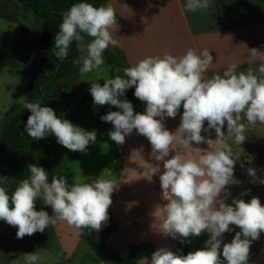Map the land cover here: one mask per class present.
Returning <instances> with one entry per match:
<instances>
[{
	"label": "clouds",
	"instance_id": "9594fccd",
	"mask_svg": "<svg viewBox=\"0 0 264 264\" xmlns=\"http://www.w3.org/2000/svg\"><path fill=\"white\" fill-rule=\"evenodd\" d=\"M209 7L210 0H186L184 5L188 12L207 11ZM115 25L116 11L112 5L74 3L63 13L54 37L53 54L63 61L75 41L81 55L73 64L82 65L80 74L100 69L105 63L103 53L110 46H119L111 31ZM85 34L90 42H85ZM249 52L260 63L244 71H237L238 65L231 63L222 74L207 77L205 74L213 64L210 52L205 49L198 54L189 48L178 57L168 52L148 56L124 68L123 76L104 79L103 85L91 83L95 105L122 110L101 117L114 127L109 132L110 139L123 145L136 130L150 142L155 165L147 163L140 150L135 153L147 167L146 179L159 174L161 199L166 201L155 211L160 218L159 232L174 239L210 234L204 248L187 255L159 248L152 253L150 264H248L251 244L264 232V204L258 197L248 202L240 198L233 199L231 204L225 202L230 195L228 186L240 183L234 178L239 156L233 153L229 141L242 145L249 126L264 125V53L256 48ZM132 87L135 97L146 103L143 113H134L131 102L119 99ZM181 107L179 128L170 132L163 121L166 117L174 119ZM24 108L31 112L25 132L33 141L53 134L59 144L73 152H86L88 145L96 141L94 130L86 131L58 117L40 100L27 102ZM225 123L227 134L223 131ZM213 129L214 140L201 134ZM193 142H206L209 148H193ZM171 152L175 155L169 158ZM28 170L30 175L20 180L11 194L0 183V220L18 229L17 239L42 233L58 222L78 230L99 231L108 221L111 196L118 187L112 180L101 175L91 183L69 184L64 176L52 175L49 182L43 167L33 163ZM248 175L253 182L257 181L254 168L248 169ZM258 182L264 184V180ZM37 200L50 206L53 214L43 209L37 211ZM230 225L240 231L230 243H223L221 253L223 234L232 231ZM22 256L23 264H39L41 259L38 251Z\"/></svg>",
	"mask_w": 264,
	"mask_h": 264
},
{
	"label": "crops",
	"instance_id": "0c3cea01",
	"mask_svg": "<svg viewBox=\"0 0 264 264\" xmlns=\"http://www.w3.org/2000/svg\"><path fill=\"white\" fill-rule=\"evenodd\" d=\"M15 1L19 7L23 6ZM109 4L123 19L122 23L116 22L111 31L113 38L118 40L117 48L124 52L131 66L148 56H163L165 52L178 57L185 54L189 48L198 54L207 49L213 57V64L205 75L211 77L214 73L222 74L231 63L238 65L237 71H244L249 66L256 68L260 60L252 57L249 50L256 48L264 53V0H210L207 11L196 12L185 10L186 0H108L104 6ZM38 19L41 24L42 19ZM33 45L36 46L37 43ZM115 72L123 76V68L117 67ZM110 73L111 67L107 63L100 69L88 73L68 109L54 110L58 117L67 119L86 131L96 132V141L88 145L86 152L70 151L59 144L53 134L46 135L51 138L66 160L73 174V181L91 183L102 175L118 186L112 193V204L108 209V213H112L118 224V230L108 237L107 242L121 255L128 254L131 244L141 243H152L155 251L162 247L173 251L178 244H183L192 252L204 248L205 242L210 238L207 232L187 239L182 237L174 239L159 232L160 218L155 211L158 205L166 203L161 199L159 174L154 175L151 180L146 179L147 167L135 153L140 150L143 159L155 165L157 161L152 156L150 142L133 130L123 145H117L109 137V132L114 130L113 125L103 121L101 117L110 111L122 110L111 105H95L90 94L91 83L99 82L103 85L104 79H110ZM28 99L29 93L25 103ZM119 99L131 102L134 113L145 111L146 106H140L121 96ZM24 104L21 106L12 104L8 107L3 114V117L7 118L4 120L2 130L24 109ZM182 114L183 111H179L174 119L166 117L163 121L165 128L175 133L179 128ZM253 127L264 129V125L259 123ZM201 134L213 140L216 138L214 129ZM247 136L262 137L264 131L255 137L249 134ZM229 144L233 153L239 156L234 168V178L240 183L228 186L230 195L225 202L231 204L236 198L248 202L252 197H258L261 204H264V184L258 182L264 180V173L256 174L257 181L253 182V177L248 175L251 165L244 151L231 141ZM192 147L207 150L209 145L206 142L198 145L193 142ZM172 155H175V152H171L169 158ZM160 163L162 168V162ZM62 227L63 224H56L57 237L60 240L63 237L68 239L62 243V248L64 257L70 258L75 246L80 247L87 243L81 237V230L75 229L74 233H69L63 231ZM230 227L232 231L223 234L221 253L223 243H230L236 232L240 231L235 225ZM101 232L102 228L94 231L97 239H100ZM13 237V233L1 232L0 246L13 241ZM87 248L90 249L89 246ZM91 252L93 251L85 249L86 260L82 261L84 264L89 262L105 264ZM150 261L151 258H144L139 263L150 264ZM66 264L72 263L68 261ZM248 264H264V232L260 234L259 239L252 242Z\"/></svg>",
	"mask_w": 264,
	"mask_h": 264
},
{
	"label": "trees",
	"instance_id": "16d2710c",
	"mask_svg": "<svg viewBox=\"0 0 264 264\" xmlns=\"http://www.w3.org/2000/svg\"><path fill=\"white\" fill-rule=\"evenodd\" d=\"M17 1L42 19L37 45L24 59H21L22 71L28 77L29 99L27 102L40 100L42 106H48L57 111H66L86 76L81 82L75 84V77L80 65H74L73 60L78 59L81 55L76 48L75 41L70 45L68 56L63 61H60L53 54L54 37L59 31L63 13L74 3L89 2L99 7L105 5L108 0ZM1 2L2 0H0ZM116 22H123V19L117 13ZM90 40L91 38L85 34V42H90ZM11 57L18 58L16 55H11ZM104 60L111 67L110 78L118 75L115 72L117 67L124 69L131 66L124 52L117 47H109L104 52ZM134 92V87L129 88L121 97L134 101L140 106H146V103L135 97ZM180 111H183L182 107ZM30 114V110L24 108L15 115L1 132L0 179L6 178L7 180L0 181V183L7 187L9 194L15 189L20 180L30 175L28 166L33 163L43 167L48 172L49 182L52 175L64 176L69 184L74 182L73 174L66 160L48 135L36 141L27 136L25 125ZM246 137L247 140L242 145L233 144L244 151L245 157L248 159L251 168L256 170V174H263L264 136L252 138L246 135ZM108 216V221L102 225L100 239L95 237V233L91 229L81 230V237L102 262L105 264H140V260L151 258L152 253L155 251L152 243L131 244L128 254L125 256L109 245L107 239L118 230V224L111 212L108 213ZM173 252L187 255L192 251L183 244H178Z\"/></svg>",
	"mask_w": 264,
	"mask_h": 264
},
{
	"label": "rangeland",
	"instance_id": "374dc122",
	"mask_svg": "<svg viewBox=\"0 0 264 264\" xmlns=\"http://www.w3.org/2000/svg\"><path fill=\"white\" fill-rule=\"evenodd\" d=\"M3 1L0 3V14L2 15L0 18V136L4 120L7 118V116L3 117V114L6 113L8 107L12 104L21 106L28 98L27 77L22 71L21 59L25 58L35 47L33 43H37L41 27L40 20L32 10L24 6L19 7L15 0H5L4 3ZM11 55H16L18 58H13ZM79 68L75 77V84L81 82L88 74L82 76ZM223 131L227 134L226 123ZM262 131H264L263 128L249 126L245 135L249 134L255 137L261 135ZM41 209L47 211L49 215L53 214L50 206L45 205L41 200H37L36 210ZM58 224H63V231L75 232V228L66 223L58 222ZM17 230L16 227L8 225L3 220L0 222V233L14 234L13 241L0 246V264H23L22 255L36 251L41 256L39 264H66L68 261L72 264H84L82 261L86 260L85 249L91 251L87 248V244H83L85 246H75V249L72 250V257H64L62 243L67 242L68 239L63 237L60 240L57 237L56 225H50L44 232H36L32 236H25L23 239H17ZM89 264L95 263L89 262Z\"/></svg>",
	"mask_w": 264,
	"mask_h": 264
},
{
	"label": "water",
	"instance_id": "95a60500",
	"mask_svg": "<svg viewBox=\"0 0 264 264\" xmlns=\"http://www.w3.org/2000/svg\"><path fill=\"white\" fill-rule=\"evenodd\" d=\"M111 47V46H110Z\"/></svg>",
	"mask_w": 264,
	"mask_h": 264
}]
</instances>
